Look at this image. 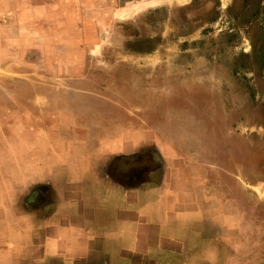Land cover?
Returning <instances> with one entry per match:
<instances>
[{
	"label": "rangeland",
	"instance_id": "374dc122",
	"mask_svg": "<svg viewBox=\"0 0 264 264\" xmlns=\"http://www.w3.org/2000/svg\"><path fill=\"white\" fill-rule=\"evenodd\" d=\"M0 1L8 4L0 9L1 155L19 127L12 122L52 116L55 107L35 102L43 95L54 106L60 96L68 116L90 123L76 126L82 136L107 128L112 140H153L172 156L171 181L202 198L208 251L193 244L168 264H264V0L75 1L66 31L76 39L47 51L83 53L85 63L62 80L43 76L57 64L46 62L39 40L30 48L12 40V0Z\"/></svg>",
	"mask_w": 264,
	"mask_h": 264
},
{
	"label": "crops",
	"instance_id": "0c3cea01",
	"mask_svg": "<svg viewBox=\"0 0 264 264\" xmlns=\"http://www.w3.org/2000/svg\"><path fill=\"white\" fill-rule=\"evenodd\" d=\"M75 1L85 0L10 1L12 29L19 30L12 40L28 48L39 40L46 46V62L57 64L51 69L47 63L51 70L44 77L62 80L66 70L74 76L85 63L83 53L62 58L47 51L76 39L66 31L74 25ZM2 8L8 4L0 1ZM12 55L21 60L26 54ZM54 88L65 91L63 85L49 86ZM45 101L42 95L35 103L55 107V114L13 121L19 127L7 138L8 166L1 164L7 157L0 154V264H162L157 254L168 264L173 252L193 251V244L196 252L208 251L198 220L204 202L190 197L192 190L187 197V190L171 181L177 169L172 156L153 140H128L124 133L112 140L107 128L82 136L76 126L89 125L85 118L68 116L60 96L54 106ZM36 124L40 132L33 133ZM128 154L136 155L121 156ZM6 241L8 247L2 246Z\"/></svg>",
	"mask_w": 264,
	"mask_h": 264
},
{
	"label": "bare ground",
	"instance_id": "6f19581e",
	"mask_svg": "<svg viewBox=\"0 0 264 264\" xmlns=\"http://www.w3.org/2000/svg\"><path fill=\"white\" fill-rule=\"evenodd\" d=\"M131 9V8H130ZM132 11V10H131ZM131 11H130V13H131ZM129 13V12H128Z\"/></svg>",
	"mask_w": 264,
	"mask_h": 264
}]
</instances>
